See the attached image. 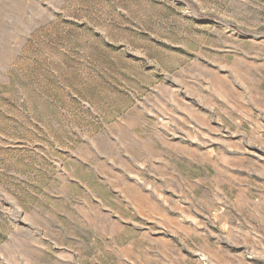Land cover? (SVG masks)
Here are the masks:
<instances>
[{
    "label": "rangeland",
    "instance_id": "374dc122",
    "mask_svg": "<svg viewBox=\"0 0 264 264\" xmlns=\"http://www.w3.org/2000/svg\"><path fill=\"white\" fill-rule=\"evenodd\" d=\"M0 264H264V0H0Z\"/></svg>",
    "mask_w": 264,
    "mask_h": 264
},
{
    "label": "trees",
    "instance_id": "16d2710c",
    "mask_svg": "<svg viewBox=\"0 0 264 264\" xmlns=\"http://www.w3.org/2000/svg\"><path fill=\"white\" fill-rule=\"evenodd\" d=\"M43 67L44 68L46 67L44 62H43ZM50 74H51V72H50ZM51 79L53 82H56L54 76H52V75H51ZM66 81H67V84L65 83ZM70 83H71L70 79H66V80L64 79V81L62 82V84L67 86L69 92L73 91V94L75 96V99H73V101L69 99V102H65V103H68L69 106H71L72 103H74V102L78 103L81 100H88L90 103H92L94 105H100L103 102L104 96L102 94L95 92V91H91L89 89H83L81 91L78 89L75 90V88H73L72 84H70ZM69 92H63V96H65V100H68Z\"/></svg>",
    "mask_w": 264,
    "mask_h": 264
}]
</instances>
